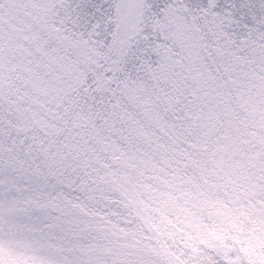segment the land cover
Segmentation results:
<instances>
[{
	"label": "snow or ice",
	"instance_id": "obj_1",
	"mask_svg": "<svg viewBox=\"0 0 264 264\" xmlns=\"http://www.w3.org/2000/svg\"><path fill=\"white\" fill-rule=\"evenodd\" d=\"M0 264H264V0H0Z\"/></svg>",
	"mask_w": 264,
	"mask_h": 264
}]
</instances>
